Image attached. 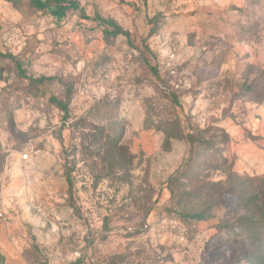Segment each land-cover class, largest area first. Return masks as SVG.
<instances>
[{
    "label": "rangeland",
    "instance_id": "1",
    "mask_svg": "<svg viewBox=\"0 0 264 264\" xmlns=\"http://www.w3.org/2000/svg\"><path fill=\"white\" fill-rule=\"evenodd\" d=\"M72 1L0 0V264H259L264 0Z\"/></svg>",
    "mask_w": 264,
    "mask_h": 264
},
{
    "label": "trees",
    "instance_id": "2",
    "mask_svg": "<svg viewBox=\"0 0 264 264\" xmlns=\"http://www.w3.org/2000/svg\"><path fill=\"white\" fill-rule=\"evenodd\" d=\"M30 7L34 8L38 11H43V12H47L49 13L51 16H53L56 20H61L66 16V13L72 9H76L77 8V4L75 1L72 0H28ZM110 25L113 26L114 28V32L113 34L115 35H122L124 37H126L127 39H129V34L128 32L122 31L119 27H117L114 23L110 22ZM19 70H20V65L18 66ZM20 73L21 70H20ZM24 75V74H22ZM25 77V76H24ZM29 80H31L32 82H36V83H42L45 80L51 81V78H44L41 77L37 80H32L31 78H29ZM60 106H64L63 104H61ZM263 199V208L259 209L260 212V220H257L253 223V225L251 226L252 229H257V226H259L260 228H262V231L264 232V195L261 197V200ZM254 200H258V196L254 195L252 197H250L248 199L249 204L254 201ZM256 207V206H255ZM184 218L187 219H193V220H197V221H202L205 219V213L204 212H200V213H193V214H183L182 215ZM247 221L246 217H243L240 220L241 225L247 229L248 226H244V222ZM260 224V225H258ZM247 227V228H246ZM250 228V229H251ZM259 245H260V250L258 251L259 254L255 253V260H258L257 262L259 264H264V240H261L259 238Z\"/></svg>",
    "mask_w": 264,
    "mask_h": 264
},
{
    "label": "built area",
    "instance_id": "3",
    "mask_svg": "<svg viewBox=\"0 0 264 264\" xmlns=\"http://www.w3.org/2000/svg\"><path fill=\"white\" fill-rule=\"evenodd\" d=\"M2 218V214L0 213V219Z\"/></svg>",
    "mask_w": 264,
    "mask_h": 264
}]
</instances>
